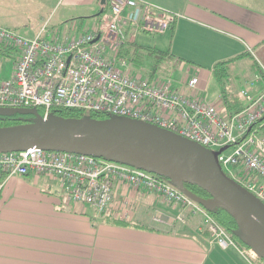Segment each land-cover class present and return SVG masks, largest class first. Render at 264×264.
<instances>
[{
  "label": "built area",
  "instance_id": "obj_1",
  "mask_svg": "<svg viewBox=\"0 0 264 264\" xmlns=\"http://www.w3.org/2000/svg\"><path fill=\"white\" fill-rule=\"evenodd\" d=\"M108 5L93 26L72 36L44 27L27 37L0 25V47L15 53L12 76L0 78V106L42 108L43 117L54 107L126 116L211 150L227 146L217 155L222 169L264 203V88L255 96L242 90L247 102L228 113L221 100L217 105L202 94L198 76L177 81L134 71L119 57L122 45L136 32L166 31L177 14L145 0H108ZM28 172L57 179L67 201L88 204L100 213L111 204L116 184L143 187L191 215L200 214L219 246H233L249 261L259 258L252 249L238 246L201 204L144 169L77 152L37 147L0 151V173Z\"/></svg>",
  "mask_w": 264,
  "mask_h": 264
},
{
  "label": "crops",
  "instance_id": "obj_2",
  "mask_svg": "<svg viewBox=\"0 0 264 264\" xmlns=\"http://www.w3.org/2000/svg\"><path fill=\"white\" fill-rule=\"evenodd\" d=\"M7 1L14 0H0V25L17 31V12ZM145 1L177 14L167 45L154 44L173 54L172 66L184 72L177 81L192 72L204 94L213 64L238 56L237 68L249 59L263 75L254 71L253 81L246 82L249 94L264 88V0ZM101 5L100 0H55L48 13L61 7L58 23L70 20L62 35L72 36L81 32L75 28L83 18L98 21ZM13 69L14 61L8 76L0 78L11 77ZM220 100L224 107L221 95ZM246 102L238 99L235 106ZM182 209L143 187L120 183L100 213L67 201L59 181L45 174L0 173V264H252L235 247L211 240L201 219Z\"/></svg>",
  "mask_w": 264,
  "mask_h": 264
},
{
  "label": "water",
  "instance_id": "obj_3",
  "mask_svg": "<svg viewBox=\"0 0 264 264\" xmlns=\"http://www.w3.org/2000/svg\"><path fill=\"white\" fill-rule=\"evenodd\" d=\"M13 114L31 117L0 126V151L37 147L77 152L152 172L208 211L225 210L236 222L232 233L264 260V203L222 169L217 155L227 146L211 150L168 129L126 116L66 117L51 111L43 117L35 107L0 106V115ZM184 183L195 184L209 195L199 196Z\"/></svg>",
  "mask_w": 264,
  "mask_h": 264
},
{
  "label": "rangeland",
  "instance_id": "obj_4",
  "mask_svg": "<svg viewBox=\"0 0 264 264\" xmlns=\"http://www.w3.org/2000/svg\"><path fill=\"white\" fill-rule=\"evenodd\" d=\"M55 0H14V1H7L8 3H12L13 6H15L16 12H17V31L21 32L22 35L27 37H33L36 34V31L40 27H46L48 30H53L54 33L57 35H62L67 29L68 24H70V20L65 22L62 20V22L58 23V17L61 14L62 8L59 9L58 6L51 11V13H48L49 9V3L54 2ZM90 18V17H88ZM83 18V21H79L78 28H75L76 31L80 30L83 31L87 28L88 24H93V19ZM91 24V25H92ZM171 30L168 29L164 31L163 33H157V34H151V33H145V32H136L135 33V42L136 44L140 45H151L154 46H160L165 47L170 40V32ZM70 34H73L71 32ZM157 39H159L157 41ZM15 53L14 51H11L10 53H1L0 52V77H7L8 74L12 71L13 67V61H14ZM245 66H239L234 65V71L231 72V75L228 77L227 80L224 81L223 84H219V82L212 76L208 82L205 84V92L204 96L213 103L219 105L220 102V91H221V85L222 87H225L226 91L228 93H231L234 97H237L239 100H243L245 97L242 95V90H247L248 93L251 90V83H246L248 80L251 82L254 79V70H252L249 59L242 61ZM130 65V63H129ZM145 68L151 67V60H147L143 64ZM135 68V67H134ZM236 68V69H235ZM134 71H137L138 69H133ZM140 70V69H139ZM181 68L179 67H173L171 60H163L160 65L157 67L155 76L157 78H167L172 77L176 80L178 77L181 76L184 72H181ZM143 72V71H142ZM138 73V72H135ZM141 73V72H140ZM144 73V72H143ZM191 73V74H190ZM190 77L194 74L190 72ZM148 73H144V76H147ZM9 78V77H8ZM228 151V150H227ZM188 215L195 216L199 218V221L202 217L200 214H194L191 215L189 210L187 211ZM200 216V217H199ZM184 220V218H183ZM208 233V232H207ZM210 237V236H209ZM235 243L240 246L236 241ZM241 247V246H240ZM246 255V254H245ZM249 257L248 255H246ZM252 264H260L258 263V260L264 264V260L259 258L258 260L252 259ZM254 260V261H253Z\"/></svg>",
  "mask_w": 264,
  "mask_h": 264
},
{
  "label": "trees",
  "instance_id": "obj_5",
  "mask_svg": "<svg viewBox=\"0 0 264 264\" xmlns=\"http://www.w3.org/2000/svg\"><path fill=\"white\" fill-rule=\"evenodd\" d=\"M101 8L102 10L98 13L99 17L103 13L109 11L108 0H106V3L101 5ZM0 52L10 53L11 50L0 47ZM119 57L125 58L130 63L132 69L137 68L138 69L137 71H143L144 73H148L147 74L148 78H154L156 77L155 76L156 70L157 67L160 65V63L163 60H167V59L172 60L173 54L169 50H161L155 46L136 44L135 40H127L119 50ZM236 57L217 61L213 64L212 74L213 77L219 82V84H223L224 81L227 80L228 77L231 75V72H235L234 65L237 59ZM146 58L147 60H151V65H150L151 67H149L148 69L145 68V66L143 65L146 62ZM250 65L252 70L254 71L257 70L258 72H260L261 77H263L260 67L256 64L255 61H252ZM220 95L222 101L224 102V108L226 112L232 113L243 107L240 106V104L239 106H235V102L238 100V98L234 97L231 93H228L225 87H222V85H221ZM37 109L40 113H42V108H37ZM52 111L55 112L56 114H60L66 117L91 116L96 118H103L107 116L101 112L83 110L77 108L54 107L52 108ZM19 116H21L23 119L19 118ZM28 117H31V115L30 114L0 115V126L21 122ZM184 184L187 188H189L191 191L198 194L199 196L206 197L209 195L204 189H202L201 187L195 184H190V183H184ZM209 212L217 220V222L226 230V232L231 236V238H233L234 241H236L241 247L249 248L248 246L243 244L232 233L233 229L236 227V222L232 216H230L222 208H215L214 210ZM258 259L259 258H257V260Z\"/></svg>",
  "mask_w": 264,
  "mask_h": 264
}]
</instances>
